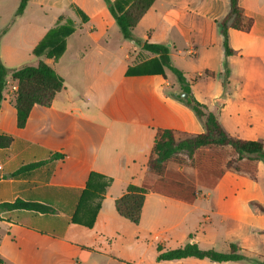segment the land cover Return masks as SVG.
I'll return each instance as SVG.
<instances>
[{"label":"crops","instance_id":"crops-1","mask_svg":"<svg viewBox=\"0 0 264 264\" xmlns=\"http://www.w3.org/2000/svg\"><path fill=\"white\" fill-rule=\"evenodd\" d=\"M20 1L0 0V20L15 15ZM239 3L253 26L244 32L229 24L227 55L220 24L227 0H155L134 28L138 43L117 37L107 0L28 2L1 38L7 68L36 60L34 49L70 9L88 21L76 20L58 62L39 58L64 79V88L50 107L35 106L24 128L17 124L18 83L8 79L0 135L11 141L0 149V204L36 208L0 214V264H252L157 260L159 248L190 241L222 253L236 244L249 258H264V194H247L249 179L237 173H226L214 189L199 186L193 204L149 192L138 225L116 209L128 186L144 179L158 131L172 130L178 139L204 132L178 98L177 77L159 71L158 56L144 51L145 43L169 48L194 97L229 134L264 140V0ZM94 173L111 180L104 193H86Z\"/></svg>","mask_w":264,"mask_h":264},{"label":"trees","instance_id":"trees-1","mask_svg":"<svg viewBox=\"0 0 264 264\" xmlns=\"http://www.w3.org/2000/svg\"><path fill=\"white\" fill-rule=\"evenodd\" d=\"M30 0H21L14 15V19L2 31L1 38L9 30L16 18L22 16ZM155 0H107L110 13L116 20L125 39L139 42L133 34L134 28L142 16L152 7ZM229 11L221 21L222 34L225 37L226 54L231 55L228 48V26L234 29L249 32L253 20L246 17L239 0H227ZM76 20L81 23L88 21V17L80 11L70 9V15L60 17L57 25L52 28L43 40L34 49L36 60L17 68H7L0 58V108L4 100V92L8 79L18 83L16 92L17 124L24 128L35 106L50 107L58 92L64 88V79L43 60L58 62L66 50V39L76 29ZM210 22L206 23L208 27ZM144 51L153 53L163 73V67L171 70L177 77L181 91L189 95V99L178 98L190 107L203 123L204 132L192 137L178 139L172 130H160L155 139L153 154L149 159L144 179L140 184H130L126 193L116 203L119 215L133 224L138 225L141 220L142 209L146 194L157 193L186 204H193L198 197V187L214 189L228 172L240 174L256 180L258 164L264 161V140L250 141L229 134L222 126L218 116L200 103L192 94L190 84L182 71L175 68L170 59V50L165 45L145 43ZM229 73L227 72V75ZM10 139L0 135V149L10 144ZM173 165L175 168H169ZM194 167L195 176L188 179L180 172L182 168ZM110 179L98 174H92L87 184L86 193L92 189L104 193L110 184ZM96 195V194H95ZM35 209V205L22 202L14 204H0V214L14 209ZM100 205L96 208V213ZM96 213L86 226L91 227ZM209 259L213 262L249 261L252 264H264V258L254 259L242 253V249L231 244L226 253L212 249L203 250L197 243H188L178 249L162 251L159 248L158 261H173L186 258Z\"/></svg>","mask_w":264,"mask_h":264},{"label":"rangeland","instance_id":"rangeland-1","mask_svg":"<svg viewBox=\"0 0 264 264\" xmlns=\"http://www.w3.org/2000/svg\"><path fill=\"white\" fill-rule=\"evenodd\" d=\"M56 11L57 10H55V13L53 11L54 14L53 15H50L49 21H51L52 18L56 15ZM11 16H7L6 18L4 17L3 19L0 20V28L1 29L8 24L7 22L11 19ZM13 18H14V15L12 16V19ZM26 21L29 22L30 19H28V20L26 19ZM118 35L119 36H117V37H123V36H120L121 35V32H120L119 28H118ZM17 91H18V87H17ZM261 163H262L261 164V171H260L259 175L257 176V179L256 180H251L249 177H247L249 179V184L251 185V188H248L245 191L247 194H256V195L257 194H264V161H262ZM169 168H175L176 169V167L173 166V165H169ZM180 172L183 173L188 179H191L196 174L193 166H190L188 168H182V169H180ZM227 191L228 192H231L230 189H227ZM189 243H193V242L190 241Z\"/></svg>","mask_w":264,"mask_h":264},{"label":"water","instance_id":"water-1","mask_svg":"<svg viewBox=\"0 0 264 264\" xmlns=\"http://www.w3.org/2000/svg\"><path fill=\"white\" fill-rule=\"evenodd\" d=\"M181 97H182L183 99H185V100H188V99H189V95H188V93H186V92H183V93L181 94Z\"/></svg>","mask_w":264,"mask_h":264},{"label":"built area","instance_id":"built-area-1","mask_svg":"<svg viewBox=\"0 0 264 264\" xmlns=\"http://www.w3.org/2000/svg\"><path fill=\"white\" fill-rule=\"evenodd\" d=\"M14 91H17V87H16V88H14Z\"/></svg>","mask_w":264,"mask_h":264}]
</instances>
